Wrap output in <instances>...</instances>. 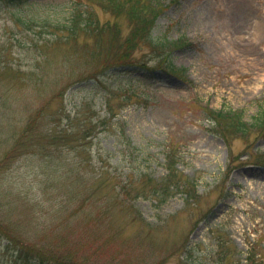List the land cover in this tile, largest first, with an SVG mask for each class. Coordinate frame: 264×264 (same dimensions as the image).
I'll return each mask as SVG.
<instances>
[{
    "label": "rangeland",
    "instance_id": "rangeland-1",
    "mask_svg": "<svg viewBox=\"0 0 264 264\" xmlns=\"http://www.w3.org/2000/svg\"><path fill=\"white\" fill-rule=\"evenodd\" d=\"M128 1L0 0V264L50 242L91 264L264 255V0H141L152 38L118 60ZM167 61L185 80L142 67ZM173 162L193 199L135 198Z\"/></svg>",
    "mask_w": 264,
    "mask_h": 264
},
{
    "label": "trees",
    "instance_id": "trees-1",
    "mask_svg": "<svg viewBox=\"0 0 264 264\" xmlns=\"http://www.w3.org/2000/svg\"><path fill=\"white\" fill-rule=\"evenodd\" d=\"M12 1H13V6L18 8L23 7L28 2V0H12ZM128 2L130 4L127 7V11L130 13L132 19L135 20V25L131 30L130 36L125 41L126 43L125 49L122 50L121 53L117 54L118 60H123L127 55V53L129 52V50L133 49L135 45L139 42V40H145L146 37L152 38L151 29L154 25L156 16L159 15L157 14L158 11L161 10L160 8H158L157 5L149 6L150 10L154 9L156 11V16L154 15L152 18H150L148 16L149 13H147L146 7L144 6L141 0H129ZM117 5H126V4L118 1ZM151 13H153V11ZM25 19L26 18L24 17H19L18 21L28 24V19L27 20ZM74 22H78L76 16L72 20V23ZM50 25H54V24L51 23ZM65 26L71 29L72 27L71 22L69 24H66ZM75 29L76 28H73V30ZM114 38H116L115 33L113 36V40ZM122 45L123 43L120 46L122 47ZM167 64L168 65L166 67H163L161 65H154V66L142 65V67L146 68L147 71L151 72L153 76L165 72L167 74H170L178 78H182L181 76H184V78L182 79L185 80L186 68L178 67L170 61H167ZM207 109L212 113V115L217 116V119H230L227 120V122L228 123L232 122L231 124L232 126H234V129H236L239 132L245 133L248 130L247 128L248 124H250V126H255L253 122L247 123L246 121L242 120L241 117L237 118V120L234 119L236 115L234 111L214 110L209 108ZM263 119H264V113H263V117L257 120L256 123L259 125L262 124L264 121ZM180 173L181 171L176 168L174 162L169 164L168 172L163 176L162 180H155L156 181L155 185L150 187V189L148 188L149 190L142 188L140 190L135 191L136 192L135 198L142 197L144 199L145 198L155 199V202L159 206L177 194L187 195L190 197V199L191 198L193 199L195 194L197 193V189H195V182L190 177H186V179L180 180L181 179ZM119 192L121 195H124L127 198L128 195L132 193L131 190H126V189L119 190ZM120 194L118 195L120 196ZM71 220L72 218L69 217L65 221L63 222L61 221L60 223L62 224L63 228L66 229L67 228L66 223L69 224ZM30 224L31 222H29V225ZM226 242L227 241L225 239L217 241V246L213 251L214 261H215L214 263H207L204 260L197 259L196 257H192L193 247H191L185 250V255L182 257L181 260H178L176 264H264L263 254H260L259 252L250 248L247 250L246 254H243V251L237 248V245L233 239L230 238L229 243ZM54 243L50 242L47 245H43V246L42 245L39 246V244L36 243L35 244L36 248H33V250H31L33 251L32 253L20 252L21 254L22 253L24 254V258L22 260L23 264H91L83 259L80 260L79 258H76L74 255L75 253L74 254H72L71 252L56 253L59 252L58 249H60L61 246L57 243L55 244ZM10 244L11 242L9 241L7 245L10 246ZM24 246L25 245H19V248L22 249ZM72 250L75 249L68 248L67 251H72ZM19 261H21V257L16 258V262L19 263ZM154 264H161V263L155 262Z\"/></svg>",
    "mask_w": 264,
    "mask_h": 264
}]
</instances>
